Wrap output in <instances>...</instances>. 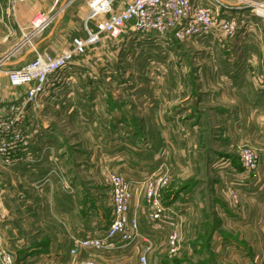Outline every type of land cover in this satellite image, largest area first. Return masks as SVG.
I'll use <instances>...</instances> for the list:
<instances>
[{"label": "rangeland", "instance_id": "374dc122", "mask_svg": "<svg viewBox=\"0 0 264 264\" xmlns=\"http://www.w3.org/2000/svg\"><path fill=\"white\" fill-rule=\"evenodd\" d=\"M26 1L13 5L10 0H0V167L4 170L0 174H7L8 177L20 174L21 180L13 178V184L14 187L16 185L15 189L22 191L30 188L39 190L53 183L58 194L53 199V209L50 206L49 209L55 211L67 237L60 234V241L51 244L50 249L53 251L57 248L60 253L49 257V262L43 258L28 261L18 257L16 246L1 245L0 248L5 247L12 252L15 264H65L67 249L74 238L100 234L107 226L111 204L105 171L110 167L128 180L131 172L125 168L121 171L111 163L114 153L109 150L107 140L109 136H113L111 142L115 141V137L124 139L126 132L116 128L123 116L120 120L115 116H119L116 110L125 105L124 101L130 109H136L139 116L131 120L134 139L143 155L137 166L133 167L132 177L141 182L151 173L167 168L172 175L170 179L167 174L169 181L160 196L162 203L173 211L169 222L155 228L147 221L142 191H139L137 202L142 203L144 199L145 207L140 211L135 210L136 214L132 208L130 210L131 214L139 215V230L155 247L150 261L148 259L149 264H164V260L176 264L170 258L180 260L181 257H187L189 264H195V249L202 234L196 219L204 202L206 215L210 217L212 191L215 199L219 196L226 200L228 196L227 200L232 204L238 203L239 196H242V200L252 196L250 204L255 205L258 212L253 214L252 222L257 226L262 224L264 196L260 198L259 193H264V0H207L203 5L209 9L212 21L208 27L210 30H202L200 34L189 32L182 38L175 36L176 30L165 35L155 32L142 34L129 29V25L117 36L101 34L99 42L88 46L82 55L76 56L61 71L50 76L49 84L41 95L25 103L27 89L13 86L7 71L24 65L39 54L59 53L62 45L68 43L69 47L72 37L79 33L85 37L82 17L89 12L87 3L82 7L83 11L73 16L74 11L67 9V3L64 4L66 0H59L50 12H36L27 26L20 29L12 21V16L15 9ZM119 1L122 0H116L113 4H119ZM41 14L50 17L48 24L40 30L32 29L31 22L36 16L41 18ZM96 20L97 17L89 19L87 27L95 28ZM187 20L189 17L182 19L178 29ZM54 29L56 37L42 41ZM58 49L60 51L56 52ZM198 76L206 80L202 92L198 91ZM239 76L242 77L241 81L245 80L246 100L254 107L250 106L252 109L248 108L239 118H233L226 111L233 104L226 95V87L228 84L230 86L231 79ZM182 78L187 79V91L181 87L180 92L192 96L193 100L176 101L174 104L184 116L177 117L175 114V117L161 118L159 123L168 142L172 141L168 136L173 128L177 132L175 137L181 144V150H187L190 142H196L197 148L186 156H190V162L170 166L171 153H168L167 145L162 146L161 142L156 145V148L160 147L154 160L145 156L152 153L150 150L155 145L150 140L148 128L141 125V117L150 115L147 108L153 105L155 100L152 94L158 86L167 88L166 81L177 85ZM161 79L167 85L157 84ZM220 87L221 94L217 95ZM159 102L160 109L173 103L171 98ZM75 107L81 111L73 114ZM108 111L115 115L110 118L111 112ZM104 138H107V142L103 141ZM245 146L253 148L259 155L256 169L247 170L243 166L240 151ZM219 152L234 154L227 167H223L226 160ZM175 157H178V153ZM233 166L237 169L233 170ZM259 176L261 179H258ZM248 179H251L250 182L257 181V185L247 190L245 187L253 185ZM2 181L6 182L4 176ZM181 187L192 191L193 196L170 205L166 203L172 192ZM70 201H73V207L68 205ZM187 212L190 216L186 215ZM72 215L74 223L70 225ZM175 215L188 216L181 230L173 227L177 219ZM192 221L195 223L190 225ZM172 230L177 231L178 241L181 238L175 253L168 250V235ZM225 230L226 238L241 240L243 237L241 228L229 227ZM45 231L53 234L56 230L53 226ZM217 231L223 234L221 229ZM260 231L261 235H258V228L252 225V240L259 245V252H263L264 230ZM69 232L72 234L70 240ZM203 232L206 236L210 229ZM165 238L167 246L164 244ZM240 244L238 249L229 247L231 244L227 245V242L219 244V258H227V264H232L229 260L245 253ZM133 254L135 251L126 247L99 255L108 262L110 260V264L114 263V259L123 260L126 257L132 258L126 264H138ZM246 255L249 256V253Z\"/></svg>", "mask_w": 264, "mask_h": 264}, {"label": "crops", "instance_id": "0c3cea01", "mask_svg": "<svg viewBox=\"0 0 264 264\" xmlns=\"http://www.w3.org/2000/svg\"><path fill=\"white\" fill-rule=\"evenodd\" d=\"M90 0H66L64 4L67 3L66 7L67 9H71L74 11L73 16L77 15L80 13L82 10L83 6H86L87 3H89ZM128 0H122L119 1V4H117V7H122L124 3H126ZM59 0H27L25 4H22L18 9H15V14L13 17V22L15 21L18 24V28L22 29L27 26L30 18L39 11L45 10L46 12H50L55 6L58 4ZM87 13V12H86ZM86 17V14L82 17V20H84ZM55 29L51 30L50 34L47 35L46 37L42 39V41L46 42L47 39L48 41L54 37H56ZM86 35V33L84 34ZM75 36H81V34H77ZM74 37V36H73ZM72 37V38H73ZM7 39V37H5ZM40 43V42H39ZM14 42L12 43V45ZM68 43H65L62 45L61 49L67 47ZM60 49H58L56 52H59ZM241 76L239 77H234L231 79L230 86L228 84L227 88V96L229 98V101H232L233 104H230V106L226 109L227 115L233 117V118H239L242 116L245 112L248 111V108L252 109L251 107H254L251 105L248 100H246L245 97V80L242 79L241 81ZM163 79V78H162ZM158 82L157 84L161 85H167V88H163L161 86H158L157 89L155 87L156 91H153L152 94V99L155 100L153 105L148 109L150 111V115L142 116L141 120L142 123L141 125L144 127H147L150 140L153 143V146L155 147L151 148L150 152L145 154L146 157L148 158H153L155 159V154L157 152V149L160 147L156 148V145L158 142L162 143V146H166L168 153L171 155L169 156V161H170V166L172 164L174 165H181L182 163H187L190 162V156L187 158V155H190V152H194L195 149L197 148L196 142H190L188 145L187 150L183 149L181 150V144L178 141L177 138L175 137L176 131L172 128V131L169 132L168 138L172 139V141L167 140L166 134H162V126L160 125L159 122H161V118H171L175 117V114L177 117L184 116V114L178 110L179 108L174 104L176 101H191L192 96L190 95H184L183 93L180 92L181 87H185L186 91V78H182L178 80L177 85L174 83L173 85H176L173 89L171 85V82L166 83L164 80ZM197 83H198V91H203V87L205 86L206 80L202 78L201 76L197 78ZM182 82V84H181ZM154 84V81H152ZM164 83V84H163ZM226 84V83H225ZM220 88L216 91V94L219 95L221 94ZM173 91H176L178 93H174ZM171 95V96H170ZM171 98L172 106H163V108H158L159 101H164L166 102L168 99ZM259 98H257L258 100ZM149 100V99H148ZM249 103H247V102ZM125 105L120 109L116 110V113H119V116L115 115L113 112L108 111L110 113V118L112 116H116L117 118H121V121H117L118 123L116 124V128L120 130H124L126 134L124 139H116L115 141L111 142L112 137L104 138V142H109V150L113 151V156L111 158V163H113L117 169L123 170L129 169L131 172L129 174V179H136L135 177H132L133 174V167L137 164V162H140L139 159L143 155L141 152V148H139V144L137 140L134 139V125L133 121L131 118H137L136 109H130V107L126 106V101ZM186 103V102H185ZM184 103V104H185ZM263 103V102H262ZM163 105V104H162ZM166 105V104H164ZM251 106V107H250ZM146 109V110H147ZM218 109V108H216ZM256 110V108H254ZM79 110V108L75 107L73 110V114L76 113ZM123 114H121V113ZM219 114V113H216ZM128 115V117H126ZM130 118V119H128ZM151 118V121L150 119ZM154 118V120H153ZM159 118V119H158ZM142 128V129H143ZM149 138V137H148ZM107 139V140H106ZM172 142V143H171ZM156 143V144H154ZM167 143V144H166ZM180 146V147H179ZM184 147V146H183ZM199 148V147H198ZM188 151V153H187ZM149 152V149H148ZM178 153V157H175V154ZM182 154V157L180 156ZM219 155H223L222 157L225 158L226 164L223 167H227L229 164V161L234 159V154L233 153H228V152H219ZM187 158V159H186ZM228 160V161H227ZM137 166V165H136ZM168 169V168H167ZM163 170L162 173L168 174L170 176V179H172V175L169 173L170 171L168 170ZM233 170L237 169L236 167L233 166ZM118 170V171H119ZM4 171L2 167H0V173ZM3 176L5 178V183L2 181ZM13 178L17 180H21V175L20 174H12L8 177V175H2L0 174V246H8V245H13L17 247V251L19 253L18 257L21 256L23 259H27L28 261L35 260L38 258H43L42 260H47L49 262V257L53 258L54 254L60 253V251L56 249H50L51 244H56L57 242L60 241L62 234L64 236L63 228L64 226H60L56 215L55 211L50 210L51 208L53 209V199L57 196L58 194V189L54 187L53 183L50 185V187L46 186L42 189L39 190H34L30 188L28 191H22L20 189H15L14 187V180ZM258 179H261V176L258 177ZM251 179H248L247 181L249 183H253L252 186L245 187L247 190L253 188L254 186L257 185V181H251ZM247 185V183H244ZM25 187V186H24ZM178 187V186H177ZM177 187H172L177 188ZM109 190V188H108ZM141 189L136 190L133 194V197L130 201V210L134 211L133 213L136 214L135 210H139L140 208H144V199L142 203H138V196L140 195ZM239 193V192H237ZM192 191H187V188L181 187L172 192L171 198H169V201H165L166 203L173 204L174 202L177 203L178 200H184L189 197H192ZM264 193L261 192L259 193V197L262 198ZM173 195V196H172ZM214 192L212 191L211 198L213 204H210L211 206L209 207L210 211V217L206 215V204L205 202L202 204L198 211V216L196 219V222L199 224V227L201 228L202 231H200L201 234V241H198L197 243V248L195 249V255H196V262L195 264H227L228 259L227 258H219L217 250L219 249V244L221 243H226L231 244L229 247H234L236 249L240 248L242 243L243 250L245 253L238 255L236 258H232V260H229L233 262L232 264H236L235 261L238 264H251L256 262L257 264H264V251L259 252L257 247V242H254L252 240V225L254 224L258 230L259 234L261 235L260 230H264V220H262V224L257 226L254 222H252L253 214H257L256 206L251 205V197H248V199H243L242 196L238 199V203L232 204L230 201L228 202L227 198L226 200L222 199L221 197L217 196L218 199H215ZM227 195V194H226ZM251 195V192H250ZM202 198V196H201ZM68 201V200H67ZM196 203V201H195ZM199 205V203H196ZM68 205L73 207V201L68 202ZM196 205V206H197ZM50 206V209H49ZM56 209H58L57 204L55 205ZM200 206V205H199ZM68 209V207H67ZM59 210V209H58ZM57 210V211H58ZM45 212V214H44ZM188 213V214H187ZM186 215L190 216L189 212H187ZM254 214V215H255ZM183 217L182 215L174 216L176 219V223L173 225L174 228L181 230L182 227L186 223L187 217ZM138 221L140 222V217L139 215ZM48 218L50 219V222L48 221ZM146 219L148 221L147 217V212H146ZM53 221V222H52ZM51 223L54 226V233L53 234H48L46 233L45 229L47 228H53ZM73 215L70 219V225H73ZM195 223V221L190 222V225ZM49 224V225H48ZM140 224V223H139ZM241 224V225H240ZM72 226V230H73ZM229 227L236 228L237 229H242V241L241 240H236V238H226V230ZM210 229L209 233H206V236H204L205 230ZM217 229H221L223 231L222 233H219ZM61 230V231H57ZM198 230V229H197ZM229 231V230H228ZM248 233V237L247 234ZM181 233L179 232V238H180ZM250 235V236H249ZM72 234H68V238L70 240ZM263 236V233H262ZM67 237V236H64ZM256 237V235H255ZM260 237V236H259ZM225 238V239H224ZM240 238V236H239ZM224 239V240H222ZM181 238L179 239L178 243H180ZM241 241V242H240ZM153 244V243H152ZM165 246H167V238H165L164 241ZM205 245V246H204ZM252 249V250H251ZM155 251V247L153 246V249L151 250L150 253H148V259L150 261L152 253ZM167 251V247H166ZM251 252L253 254H251ZM246 253H249V256H245ZM261 253V254H260ZM136 257V254H133ZM168 255V254H167ZM251 255L253 256L251 259ZM56 257V256H55ZM115 257H119V255H115ZM181 257V256H180ZM17 258V256H16ZM22 259V260H23ZM172 262L176 264H189L188 263V258L187 257H181L180 260H174V258H170ZM235 260V261H234ZM253 260V261H251ZM126 261H132L131 257H126L123 260H117L114 259L113 264H126ZM224 261V262H223ZM226 261V262H225ZM47 262V263H48ZM109 262H111L109 260ZM107 259L102 258V263L104 264H110ZM166 262V263H165ZM129 264H132L129 262ZM164 264H169L166 260H164Z\"/></svg>", "mask_w": 264, "mask_h": 264}, {"label": "built area", "instance_id": "2783aa9c", "mask_svg": "<svg viewBox=\"0 0 264 264\" xmlns=\"http://www.w3.org/2000/svg\"><path fill=\"white\" fill-rule=\"evenodd\" d=\"M10 1L14 5L25 0ZM114 1H89V12L84 19L85 37L74 36L70 46L59 53L39 54L24 65L7 71L13 86L27 89L25 103L41 95L49 84L50 76L61 71L76 56L82 55L88 46L99 42L101 34L117 36L129 25V29L142 34L155 32L165 35L176 30L175 36L182 38L189 32L200 34L202 30H210L208 27L212 25L209 9L203 5L207 0H129L122 7H117ZM41 16L39 24H35L34 20L31 22L32 29L40 30L48 24L50 17L47 14ZM94 17H97L95 28L87 27L86 22ZM188 17L189 20L178 29V23ZM225 27L231 28L229 25ZM240 157L247 170L256 169L259 165V155L249 146L242 147ZM168 181L167 175L162 172H153L141 182L128 180L109 167L105 171L111 204L109 223L100 234L74 238L67 249L65 264H104L99 254L126 247L135 251L138 264H149L147 254L153 244L141 234L138 217L130 213V201L134 192L141 189L148 220L155 228H161L173 216V211L162 203L160 197ZM177 249L178 233L172 230L168 235V250L175 253ZM0 264H15V257L8 248H0Z\"/></svg>", "mask_w": 264, "mask_h": 264}, {"label": "bare ground", "instance_id": "6f19581e", "mask_svg": "<svg viewBox=\"0 0 264 264\" xmlns=\"http://www.w3.org/2000/svg\"><path fill=\"white\" fill-rule=\"evenodd\" d=\"M38 16H36V19H34V23L35 24H39L42 21V17L41 18H37Z\"/></svg>", "mask_w": 264, "mask_h": 264}, {"label": "water", "instance_id": "95a60500", "mask_svg": "<svg viewBox=\"0 0 264 264\" xmlns=\"http://www.w3.org/2000/svg\"><path fill=\"white\" fill-rule=\"evenodd\" d=\"M15 47H16V46H15ZM15 47H14V48H15ZM14 48H13V49H14ZM13 49H12V50H13ZM12 50H11V52H12ZM5 57H6V56H5Z\"/></svg>", "mask_w": 264, "mask_h": 264}]
</instances>
